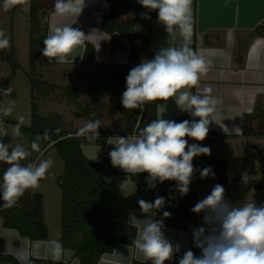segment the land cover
Masks as SVG:
<instances>
[{
    "label": "clouds",
    "instance_id": "obj_1",
    "mask_svg": "<svg viewBox=\"0 0 264 264\" xmlns=\"http://www.w3.org/2000/svg\"><path fill=\"white\" fill-rule=\"evenodd\" d=\"M149 11H156L158 22L165 27L169 36L178 34L182 43L159 48L152 59L142 60L133 67L126 77V90L122 93L121 103L127 110H145V105L157 100L167 102L174 99L178 108L189 113L192 120H167L160 113L150 123L139 129L138 135L115 136L108 139L114 145L108 153L113 167H118L127 174L148 173L146 184L154 189L156 183L175 181L176 189L181 196L190 191V184L196 172L193 159L200 155H210L211 149L200 144H189L187 138L204 141L213 121L212 114L218 101L204 89L203 93H193L201 77L213 67L211 60H206L190 47L193 33L192 2L193 0H137ZM16 0H3V8L8 10ZM85 8V0H54L53 12L59 17H79ZM142 19H150L147 13ZM140 25H134L139 30ZM87 35L70 24L50 29L43 41L42 56L49 63H72L76 55L85 47ZM9 41L0 31V49L8 47ZM9 94L11 89H0ZM12 109L5 108V115ZM100 120L89 121L78 135L88 139H99ZM19 135V125L15 129ZM0 134L3 130L0 129ZM32 150H38L33 142ZM31 151L21 144L10 146L0 142V162L8 165L0 182V207L15 206L25 192L39 187L40 180L46 177L53 165L51 159L38 163L23 164ZM215 176L213 169L205 167L200 170V178ZM241 182L247 185L249 175L241 174ZM166 201L157 196L153 202L143 199L138 201L141 213L145 215L142 226L137 232L133 245L150 264H166L180 250L165 235L163 220L154 219L156 211L161 210ZM191 211L203 213V224L193 228V244L199 248L197 257L192 250L184 252L178 264H264V204L255 201H244L233 205L225 199V189L216 184L210 194L198 201ZM171 213L163 212V217ZM130 217L129 223L135 221ZM51 258L60 260L64 249L58 241L50 246Z\"/></svg>",
    "mask_w": 264,
    "mask_h": 264
},
{
    "label": "crops",
    "instance_id": "obj_2",
    "mask_svg": "<svg viewBox=\"0 0 264 264\" xmlns=\"http://www.w3.org/2000/svg\"><path fill=\"white\" fill-rule=\"evenodd\" d=\"M109 9L110 6L105 0H85V8L79 17H59L54 13L50 14L48 33L56 26L77 25L87 35L86 40L94 47L95 53L89 67H85L81 62L84 48L72 63H49L46 58L38 70L42 80L63 87L77 85L83 97L86 90L94 91L97 75L104 72L107 66L127 64L130 47L128 40L119 34L108 35L101 29V19ZM115 10L120 17H125L118 7H115ZM192 18L191 45L194 44L198 54L206 60H211L213 67L201 77L198 86L191 91L195 94L198 91L203 93L204 89H211L209 94L218 103L211 117L213 121L209 125V132L219 134L222 138L213 144H209L206 139L202 142L187 137L186 139L189 144L198 143L210 147L211 154L207 156L225 164L227 180L220 185L225 189L227 201L233 205H239L244 201H255L257 205L264 204V137L244 136L245 116H255L251 124L252 128L255 131H264V36L254 33L257 26L264 22V0H193ZM180 43L182 37L178 34L169 36L158 19L154 20L150 40V49L154 54L161 47L176 46ZM67 82L71 84L64 85ZM56 94L45 100L40 99L38 104L53 101ZM55 101L61 103L60 100L55 99ZM87 101L89 105H95L97 98H89ZM159 105L160 113H163V118L167 120L189 114L179 109L175 100L171 98L167 102L162 101ZM83 117L80 118L84 119ZM91 119L97 118L94 115ZM71 124V126L75 125V121ZM75 130L79 132L80 129L75 128ZM98 131L99 139L86 137L87 142L82 145L84 155L93 162L109 158L108 153L113 146L109 148L111 144L108 143V139L115 137L109 136L104 144H99L101 135H105L106 132L100 128ZM116 136L132 137L135 134ZM46 144L40 153L47 146L53 145L49 141H46ZM257 152L259 156H256ZM195 159L196 157L193 159V165L196 168ZM104 169L106 171L104 180L120 196L127 197L136 191L137 184L131 180L130 174L112 165H105ZM244 172L249 175L247 185L241 182V174ZM197 175L196 169L190 186L197 187L198 202L210 194L216 184L197 185ZM203 215V213L198 214L199 227H207L203 224ZM132 216L137 220L129 223ZM145 218L141 210L126 209L123 213V221L135 227L137 232ZM164 235L174 245H179L180 250L175 255L184 254L189 250L190 237L187 232L165 227ZM50 236L48 231L47 240L30 241L20 237L15 230L4 227L0 218V256H11L18 264H21L22 260H25L26 264H51L50 262L79 264L73 251L68 248H63L64 252L60 260L54 261L49 254ZM57 241L59 242L58 239ZM200 255L201 251L198 248L196 256ZM174 257L166 264H173ZM0 264L6 263L0 262ZM98 264H150V262L138 254L134 246L118 244L111 253L104 254Z\"/></svg>",
    "mask_w": 264,
    "mask_h": 264
},
{
    "label": "trees",
    "instance_id": "obj_3",
    "mask_svg": "<svg viewBox=\"0 0 264 264\" xmlns=\"http://www.w3.org/2000/svg\"><path fill=\"white\" fill-rule=\"evenodd\" d=\"M1 1V0H0ZM19 1V0H18ZM109 6V12L101 19V29L108 35L119 34L129 42L127 64L124 66H107L106 70L97 75L96 88L102 96L119 100L118 108L123 113L127 111L135 115V125L132 129L121 134L105 133L101 135L99 144H104L106 139L112 135H138L139 129L157 118V106L162 100H157L145 105V110H127L122 106V93L126 90V77L129 71L140 61L152 59L154 52L150 49V40L153 32V22L157 18L156 11H149L143 8L137 0H105ZM118 7L125 14L120 17L115 10ZM54 0H29V59L28 72L30 88V110L31 124L24 126L20 123L0 117V123H11L19 125L22 134L30 137H43L56 151L64 163V170L55 179L56 185L61 191V238L59 242L63 248L73 251L79 264H98L104 254L111 253L118 244L133 245L136 238V228L123 221V213L126 209L140 210L138 201L143 199L153 202L157 196L165 198V205L161 210L156 211L155 218L163 220L165 227L177 231H185L189 234V249L197 254L198 248L193 244V228H198V214L193 213L191 208L197 203L196 186H189L190 191L186 196H181L176 189L175 181L156 183L154 189H148L146 178L148 173L131 175V180L137 184L136 191L127 197L120 196L115 189L104 180L106 171L105 165H112L110 158L98 162L88 159L83 151L82 145L87 142L86 136L78 135V131L68 130V124L62 115L52 112L46 117L39 114L38 99H47L53 94L59 93L63 101L77 105L82 97L80 88L77 85L58 86L49 81L42 80L38 74L39 68L45 62L41 49L43 41L48 35V19L53 12ZM147 13L150 19H142L141 14ZM134 25H140L139 30ZM78 27L77 25H71ZM254 33L264 36V22L257 26ZM195 51V46L190 45ZM95 49L85 41L82 55V65L89 67L92 64ZM7 64L11 68V75L6 82L0 85V89L7 86L15 77L16 72L21 68L14 53L6 55ZM92 114L89 108L76 112L75 116L88 117ZM255 116H245L244 136L264 137V131H255L251 124ZM189 114L174 119L176 122L192 120ZM222 136L208 132L206 141L213 144ZM0 142L13 146L11 138L6 133L0 134ZM257 152L256 156H259ZM21 163L26 164V161ZM197 169V185L221 184L227 180L225 164L216 161L215 158L207 155L197 156L195 159ZM211 167L215 176L200 178V170ZM8 167L4 163L0 170L2 181L3 173ZM2 203L3 201L0 200ZM171 213L170 217H163V212ZM0 218L4 227L15 230L22 238L30 241H45L48 239V230L44 222L43 197L40 193L33 195L25 194L20 202L11 207L3 208L0 211ZM93 229L94 234L82 239L76 244L74 239L80 233ZM183 256L175 255L173 264H178ZM0 262L6 264H18L17 260L8 255L0 256ZM51 264H57L50 262Z\"/></svg>",
    "mask_w": 264,
    "mask_h": 264
},
{
    "label": "rangeland",
    "instance_id": "obj_4",
    "mask_svg": "<svg viewBox=\"0 0 264 264\" xmlns=\"http://www.w3.org/2000/svg\"><path fill=\"white\" fill-rule=\"evenodd\" d=\"M0 31L4 33V37L8 39V47L0 49V85L8 80L11 75V68L7 64L6 55L14 53L17 61L20 63L21 68L16 72L15 77L12 81L2 89H11L9 94L0 92V117L5 119L14 120L21 125L30 126L31 124V110H30V86L28 80V72L30 66L29 59V0H16V3L8 10L3 8V0L0 1ZM71 82L64 83L69 85ZM94 85V84H93ZM99 88H94V91L90 92L87 90L84 92L83 97L77 105L67 103L63 101L60 94H56L53 101H47L45 104L39 103V114L42 117H46L52 112H57L64 118V121L68 124V129L74 131L81 129L87 122L91 121V117L95 115V118L101 121L102 126L100 129L106 133L121 134L130 130L135 125V115L127 111L123 113L117 109L119 100L111 99L106 96H102L98 92ZM89 98L96 99L95 105H89ZM55 99L60 100L61 103H55ZM98 99L100 101H98ZM40 99H38V102ZM11 108L12 111L5 115L4 109ZM89 108L92 114L84 119L77 118L75 113L81 112L82 109ZM75 121V125L71 126V122ZM17 126L11 123H0V129L3 133H6L11 138L13 146L21 144L31 151V155L25 160L27 163H38L40 160L51 159L53 161L52 167L46 174V177L39 182V187L35 189L27 190V194L41 193L43 197V212L44 220L49 231L51 245L53 241H57L61 238V191L56 185V177L61 175L64 170V163L59 157L56 148L52 145L42 152L41 150L46 146V141L43 137H30L22 134H16ZM116 136V135H114ZM35 142L38 145V150H32L31 145ZM114 147L110 145L109 148ZM4 163L0 162V170L3 168ZM0 182L1 179H0ZM254 187V183H252ZM19 202V201H18ZM3 203L0 201V205ZM2 207H0L1 209ZM94 230L91 229L85 233H80L74 239L76 244L82 242V239L92 236ZM1 241V239H0ZM32 249V248H31ZM51 255V252L49 251ZM21 264H26L25 260L21 261ZM43 264V263H41ZM45 264V263H44Z\"/></svg>",
    "mask_w": 264,
    "mask_h": 264
}]
</instances>
